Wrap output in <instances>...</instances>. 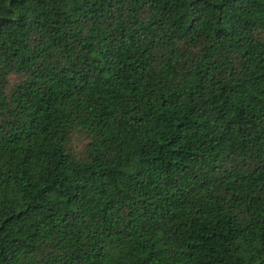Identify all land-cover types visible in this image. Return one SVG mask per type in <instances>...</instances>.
I'll use <instances>...</instances> for the list:
<instances>
[{"label":"trees","instance_id":"1","mask_svg":"<svg viewBox=\"0 0 264 264\" xmlns=\"http://www.w3.org/2000/svg\"><path fill=\"white\" fill-rule=\"evenodd\" d=\"M0 264H264V0H0Z\"/></svg>","mask_w":264,"mask_h":264}]
</instances>
